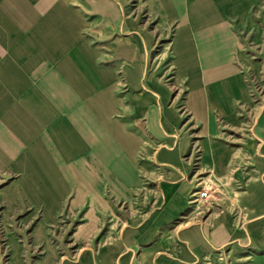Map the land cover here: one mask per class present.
<instances>
[{
    "label": "crops",
    "instance_id": "0c3cea01",
    "mask_svg": "<svg viewBox=\"0 0 264 264\" xmlns=\"http://www.w3.org/2000/svg\"><path fill=\"white\" fill-rule=\"evenodd\" d=\"M146 1L171 31L170 84L150 68L151 37L119 0H0V171L15 177L0 199L9 215L40 210L45 239L67 207L132 199L146 154L163 178V207L76 264H196L230 244L235 264H264V102L243 124L256 115L247 74L264 63L243 49L264 53V0ZM241 130L245 147L227 139ZM205 172L246 181L244 231L230 217L206 231L167 230Z\"/></svg>",
    "mask_w": 264,
    "mask_h": 264
},
{
    "label": "rangeland",
    "instance_id": "374dc122",
    "mask_svg": "<svg viewBox=\"0 0 264 264\" xmlns=\"http://www.w3.org/2000/svg\"><path fill=\"white\" fill-rule=\"evenodd\" d=\"M119 2L126 18L142 26L144 36L151 37L150 68L156 70L160 77L166 74L164 81L170 84L167 75L170 72L168 64L171 55L167 43L171 39V31L157 26L158 18L150 13L146 0H119ZM243 50L245 54L253 56L251 59L254 62H262L264 59L261 48L250 45ZM247 79L249 87H259L263 92L257 93L256 98L252 99L256 115L254 116L255 113L251 114L250 111L244 114L243 124L246 127L250 122L257 121L258 110L264 102V63H260V69L256 72L249 70ZM246 135V132L242 131L237 136H227V139L239 145L237 147H245L250 141ZM145 156L146 154L138 163L143 169L142 188L133 195L132 199L127 203L112 202L109 208L90 209L91 218L86 217L90 211L88 207L75 211L67 207L57 223L47 230L45 239H40L36 230L41 221L40 210L17 207L9 215V209L2 201L3 198L0 199V264H76L88 253H97L102 247L114 243L124 227L129 230L146 224L152 214L163 207L164 199L160 188L163 178H160V173L152 167L150 160ZM199 163V158L193 162V171L196 175ZM14 178L11 173L0 171V189L7 187ZM236 179L230 176L221 180L207 172L198 176L194 180L196 187L194 192L201 191L204 187L209 194V200L194 205L189 204L187 211L168 225L167 230L181 234L186 232V227L187 229L197 227L206 231L214 227L215 221L230 217L235 229L244 231L251 221L249 209L242 206L248 186L245 180ZM199 183L202 186L199 187ZM93 220L97 221V224L87 225ZM88 226L95 228V234L91 238L85 237L93 231L87 230ZM80 229H85L86 232L78 233ZM181 242L180 239L174 241L179 246ZM149 245L142 244L136 249ZM232 247V244L211 247L204 262L199 261L196 264H235L236 257L231 253Z\"/></svg>",
    "mask_w": 264,
    "mask_h": 264
},
{
    "label": "built area",
    "instance_id": "2783aa9c",
    "mask_svg": "<svg viewBox=\"0 0 264 264\" xmlns=\"http://www.w3.org/2000/svg\"><path fill=\"white\" fill-rule=\"evenodd\" d=\"M247 82L249 83L248 80H247ZM249 89H250L251 99L256 98L257 93L263 92L262 89H260L259 87L256 88V87L250 86ZM200 185H201V183H199L198 186L200 187ZM207 200H209V194H208V192L205 191V189L203 187L201 189V191H197V192L192 193V195L190 197L189 204L194 205V204H196L195 202H201V201H207Z\"/></svg>",
    "mask_w": 264,
    "mask_h": 264
},
{
    "label": "bare ground",
    "instance_id": "6f19581e",
    "mask_svg": "<svg viewBox=\"0 0 264 264\" xmlns=\"http://www.w3.org/2000/svg\"><path fill=\"white\" fill-rule=\"evenodd\" d=\"M201 185H202V184H201ZM201 185H200V186H201ZM195 203H198V202H195Z\"/></svg>",
    "mask_w": 264,
    "mask_h": 264
}]
</instances>
